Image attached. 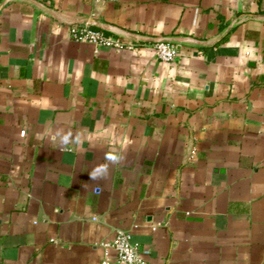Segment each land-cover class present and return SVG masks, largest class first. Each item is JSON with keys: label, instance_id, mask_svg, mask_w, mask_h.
I'll use <instances>...</instances> for the list:
<instances>
[{"label": "crops", "instance_id": "1", "mask_svg": "<svg viewBox=\"0 0 264 264\" xmlns=\"http://www.w3.org/2000/svg\"><path fill=\"white\" fill-rule=\"evenodd\" d=\"M118 232L264 264V0H0V264H119Z\"/></svg>", "mask_w": 264, "mask_h": 264}, {"label": "built area", "instance_id": "2", "mask_svg": "<svg viewBox=\"0 0 264 264\" xmlns=\"http://www.w3.org/2000/svg\"><path fill=\"white\" fill-rule=\"evenodd\" d=\"M71 33L77 42L90 45L95 52L103 48L115 51L134 49L132 44L120 43L86 28H73ZM151 49L156 58L166 64L172 63L177 57L176 48L166 42H155L151 45ZM102 246L116 253L119 264H142L143 254L145 253H141L132 245L130 235L127 233L118 232L111 243Z\"/></svg>", "mask_w": 264, "mask_h": 264}]
</instances>
